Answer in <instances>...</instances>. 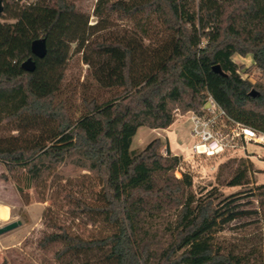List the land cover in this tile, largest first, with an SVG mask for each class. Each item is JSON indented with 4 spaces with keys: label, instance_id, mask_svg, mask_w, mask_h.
I'll list each match as a JSON object with an SVG mask.
<instances>
[{
    "label": "trees",
    "instance_id": "16d2710c",
    "mask_svg": "<svg viewBox=\"0 0 264 264\" xmlns=\"http://www.w3.org/2000/svg\"><path fill=\"white\" fill-rule=\"evenodd\" d=\"M2 1L6 8L14 2ZM94 13L90 23L73 0H37L16 22L0 21V122L16 123L18 131L0 137L2 177L25 176L32 187L64 166L88 171L100 185L95 203L71 195L72 211L113 228L85 238L55 224L39 247L52 253L51 264L82 256L109 264H264L261 248L238 252L214 240L220 227L249 212L237 194L212 189L198 197L183 158L168 143L162 152L159 137L142 150L131 147L141 126L168 128L175 109L201 112L210 96L264 132V84L244 78L233 59L251 55L264 70V0H98ZM112 15L140 19L139 31L93 37ZM41 37L43 58L32 52ZM73 44L97 84L115 89L105 98L84 90L79 108L63 84ZM30 57L33 72L22 67ZM216 64L226 74L215 72ZM248 182V168L238 167L227 184Z\"/></svg>",
    "mask_w": 264,
    "mask_h": 264
},
{
    "label": "rangeland",
    "instance_id": "374dc122",
    "mask_svg": "<svg viewBox=\"0 0 264 264\" xmlns=\"http://www.w3.org/2000/svg\"><path fill=\"white\" fill-rule=\"evenodd\" d=\"M37 0H14L9 8L3 2L4 11L0 21L16 22L21 9ZM78 9L89 15L90 23H95V6L98 0H73ZM116 1V0H112ZM138 20L120 19L117 15L109 18L106 29L96 32L93 37L100 39L113 38L117 35L139 31ZM235 62L240 65L244 78L253 83L264 84V70L256 66L251 55L235 54ZM64 86L76 93L77 107L84 90L100 93L101 98L109 97L115 89L101 88L94 80L91 70L83 60L82 53L76 51L73 44L65 67ZM175 121L166 130L154 131L148 126H141L135 134L132 149L142 150L155 137H161V151L166 153L167 138L170 150L183 158L182 167L193 175L190 190L199 195L217 189L221 196L237 194L241 209L249 212L242 218L220 227L214 233L218 245L234 248L238 252L249 251L253 247L264 251V148L250 145V151L239 154L226 152L220 155H196L192 152L195 142L189 135L191 114L174 110ZM16 123L0 122V137H9L18 133ZM247 167L249 182L242 186H229L227 183L237 168ZM6 166L0 162V227L12 221L21 220L17 228L0 234V263L9 264H51L52 253L42 250L38 242L48 232L56 230L54 225H63L71 233L85 238L102 237L112 232L110 224L92 214L75 213L72 207L76 200L71 195L80 196L89 203H95V193L100 188L98 180L88 171L71 165L61 167L50 174L38 185L28 187L25 176L18 181L7 175ZM176 175L181 176L177 171ZM22 188L20 190L19 188ZM82 256L67 258L54 264H109L98 258Z\"/></svg>",
    "mask_w": 264,
    "mask_h": 264
},
{
    "label": "built area",
    "instance_id": "2783aa9c",
    "mask_svg": "<svg viewBox=\"0 0 264 264\" xmlns=\"http://www.w3.org/2000/svg\"><path fill=\"white\" fill-rule=\"evenodd\" d=\"M209 107L191 114L190 136L194 139L192 152L196 155H220L250 151V145L264 148V132L231 117L210 96Z\"/></svg>",
    "mask_w": 264,
    "mask_h": 264
},
{
    "label": "water",
    "instance_id": "95a60500",
    "mask_svg": "<svg viewBox=\"0 0 264 264\" xmlns=\"http://www.w3.org/2000/svg\"><path fill=\"white\" fill-rule=\"evenodd\" d=\"M4 11V5L3 1L0 0V18ZM32 52L35 56L43 58L47 54V40L45 37L37 38L32 42ZM36 61L30 57L26 59L22 63V67L30 72H33L36 70ZM213 69L217 73L226 74L223 69L221 68L220 64H216L213 66ZM252 96H257L258 91L256 89H252L251 93ZM210 103H206V107H209ZM20 224H22L21 220L12 221L10 223H7L6 225L0 227V234L6 233L8 231H11L15 228H17Z\"/></svg>",
    "mask_w": 264,
    "mask_h": 264
},
{
    "label": "crops",
    "instance_id": "0c3cea01",
    "mask_svg": "<svg viewBox=\"0 0 264 264\" xmlns=\"http://www.w3.org/2000/svg\"><path fill=\"white\" fill-rule=\"evenodd\" d=\"M154 131H158V130H166L167 128H152ZM189 135H190V130H189ZM159 137V136H158ZM191 137V136H190ZM156 138V137H155ZM161 138V137H159ZM167 143L169 144L168 138H167ZM170 146V144H169Z\"/></svg>",
    "mask_w": 264,
    "mask_h": 264
}]
</instances>
